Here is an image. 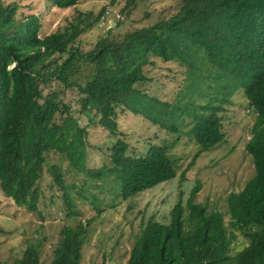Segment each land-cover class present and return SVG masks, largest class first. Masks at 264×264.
I'll list each match as a JSON object with an SVG mask.
<instances>
[{
  "label": "trees",
  "instance_id": "16d2710c",
  "mask_svg": "<svg viewBox=\"0 0 264 264\" xmlns=\"http://www.w3.org/2000/svg\"><path fill=\"white\" fill-rule=\"evenodd\" d=\"M48 1L65 8L80 0ZM133 2L127 0L125 6ZM17 9L16 2L0 0L3 192L17 205L37 210L38 180L46 152L54 150L69 168L104 184L110 178L121 197L133 196L172 178L176 164L167 142L152 143L144 153H129L127 141L120 137L118 111L142 115L177 134L185 128L198 146L197 156L225 140L222 111L232 93L241 89L255 116L245 143L254 173L240 190L227 195L228 226L223 212L194 199L196 185L185 203L178 199L172 205L166 222H144L126 264H264V0H178L170 16L122 37L104 34L89 50H82L76 38L103 11L92 22L80 15L40 36L38 15L19 17ZM157 57L185 68L184 83L171 100L143 86L150 79L145 68L155 65ZM55 82L75 88L79 111L94 116L91 122L115 136L110 165L86 166V126ZM50 171L63 190L66 217L51 264H80L90 220L77 218L79 210L61 167ZM236 230L247 242L232 252ZM39 243L30 240L13 264H40Z\"/></svg>",
  "mask_w": 264,
  "mask_h": 264
},
{
  "label": "rangeland",
  "instance_id": "374dc122",
  "mask_svg": "<svg viewBox=\"0 0 264 264\" xmlns=\"http://www.w3.org/2000/svg\"><path fill=\"white\" fill-rule=\"evenodd\" d=\"M126 1L80 0L75 5L62 8L48 0H3L4 3H17L19 17L31 13L38 15L40 36L65 26L69 21H77L80 15L84 22H92L103 11L99 20L76 38L82 50L93 48L104 34L122 37L127 31L170 16L178 8V0H134L130 6H125ZM184 70V66L176 61L157 57L155 65L145 68L150 79L143 86L150 94L171 100L184 83ZM54 86L64 91L63 98L71 103L81 125L86 126V166L110 165V147L116 140L115 136L91 122L94 116L88 117L79 111L75 88L64 87L58 82ZM249 108L243 91L233 92L231 102L222 111L225 140L197 156L198 146L185 128L182 127L183 130L177 134L142 115L129 110L118 111L120 137L127 141L129 153H144L152 143L167 142L176 164V174L172 178L127 198L121 197L110 178L104 184L99 178L93 179L83 171L69 168L67 160L58 152H46V162L38 180L41 194L37 210L17 205L0 187V226L3 228L0 231V264H13L30 240L40 242V264H51L54 244L62 224L66 222L61 196L63 190L54 181L50 171L52 166L62 169L65 184L79 210L77 218L90 220L80 264H126L134 238L144 222L149 219L166 222L172 205L178 199L185 203L196 185L194 199L208 209L223 212L228 226L227 195L240 190L254 173L252 158L245 148L255 118L254 111ZM177 136L179 138L174 140ZM245 242L246 238L236 230L231 251L235 252Z\"/></svg>",
  "mask_w": 264,
  "mask_h": 264
},
{
  "label": "built area",
  "instance_id": "2783aa9c",
  "mask_svg": "<svg viewBox=\"0 0 264 264\" xmlns=\"http://www.w3.org/2000/svg\"><path fill=\"white\" fill-rule=\"evenodd\" d=\"M105 12L108 13L107 10H105Z\"/></svg>",
  "mask_w": 264,
  "mask_h": 264
}]
</instances>
